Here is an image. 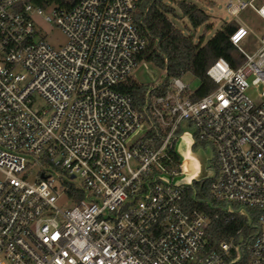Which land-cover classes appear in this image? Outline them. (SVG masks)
Instances as JSON below:
<instances>
[{
	"label": "built area",
	"instance_id": "1",
	"mask_svg": "<svg viewBox=\"0 0 264 264\" xmlns=\"http://www.w3.org/2000/svg\"><path fill=\"white\" fill-rule=\"evenodd\" d=\"M141 1L0 0V264H264V31L249 53L237 25L229 41L243 61L217 59L209 94L195 99L171 78L137 107L119 87L150 65ZM247 9L264 22V0L225 2L231 17ZM35 18L65 45L40 38ZM180 145L210 154L208 198L193 200L213 215L187 207L202 180L183 171ZM60 196L73 207L59 208ZM234 216L246 224L211 247L210 221Z\"/></svg>",
	"mask_w": 264,
	"mask_h": 264
},
{
	"label": "trees",
	"instance_id": "2",
	"mask_svg": "<svg viewBox=\"0 0 264 264\" xmlns=\"http://www.w3.org/2000/svg\"><path fill=\"white\" fill-rule=\"evenodd\" d=\"M81 0H33L34 5L40 8L56 7L70 10ZM176 8L185 17L191 27L196 30L204 25L206 32L208 16L195 4L187 0H177ZM169 17H176L175 10L167 6L163 0H143L139 3L134 15L135 24L145 39V49L141 58L151 65L166 72L165 79L154 92H161L171 78H181L185 74L196 77L200 86L195 91V99L201 98L215 89V84L206 75L208 68L219 58L224 59L232 68H237L243 61L242 56L232 46L229 36L237 27L234 23L224 24L210 39L203 43L200 37L198 43L193 42L192 36H185L170 21ZM120 90L128 95L135 106L141 107L144 95L149 87L136 83L132 78L127 79ZM159 142V140H156ZM209 180L195 182L193 188H188L185 202L190 210L198 209L215 214L208 206L196 203L193 200L208 198ZM73 189L70 187V192ZM77 200L81 195H76ZM220 214V213H219ZM247 222L243 216H234L225 223L220 219L210 221L206 236L211 247L216 248L220 242L229 240ZM243 255L238 264H245Z\"/></svg>",
	"mask_w": 264,
	"mask_h": 264
},
{
	"label": "rangeland",
	"instance_id": "3",
	"mask_svg": "<svg viewBox=\"0 0 264 264\" xmlns=\"http://www.w3.org/2000/svg\"><path fill=\"white\" fill-rule=\"evenodd\" d=\"M167 6H170L175 10L176 17H169L172 24L179 31L182 32L185 36H192L193 42L198 43L200 37H203V43L206 42L210 37H212L218 30L224 26V24L234 23L235 25L241 24L245 26L249 31L250 35L244 41L242 46L244 49L253 53L258 46V38L262 34L264 29L263 21L260 20L251 10L247 9L241 12L237 17H231L225 12V2L226 0H187L189 3H193L198 6L207 16L208 21L207 25H210V28L204 32V25L200 26L196 30H194L189 24L188 20L182 16L180 11L176 8L177 0H163ZM49 12H45L44 15H48ZM34 26L40 38L44 39L47 43L50 44L55 49H58L65 45L66 37L60 31L58 27L54 24H50L44 22L40 18L34 19ZM166 72L160 68L155 67L154 65H149L148 69H138L131 74V78L140 85H145L149 88L156 87L160 85L165 79ZM181 82L187 85L190 91L195 92L199 86V80L191 74H185L180 78ZM38 105L42 106V102H38ZM179 152L182 154V157L185 161L190 163V167L192 168V172L197 171L191 179L193 180H202L207 177L208 172L205 170L206 160L210 159L209 153H204L202 150H196L194 152H190L189 149L180 145ZM135 168V165L132 163L131 165ZM188 166V167H189ZM33 175L29 179L30 182L37 181L36 179V168H32ZM60 179L55 178V185L59 188L61 184ZM77 183L78 180L76 181ZM62 191V190H60ZM56 205L59 208L67 209L73 207V201L66 200L65 197H61L58 199Z\"/></svg>",
	"mask_w": 264,
	"mask_h": 264
},
{
	"label": "bare ground",
	"instance_id": "4",
	"mask_svg": "<svg viewBox=\"0 0 264 264\" xmlns=\"http://www.w3.org/2000/svg\"><path fill=\"white\" fill-rule=\"evenodd\" d=\"M188 164L190 165L189 162H188ZM181 165H182V169H183L184 172H191V171H193L192 168L189 165H187V162L185 161L184 158H181Z\"/></svg>",
	"mask_w": 264,
	"mask_h": 264
},
{
	"label": "crops",
	"instance_id": "5",
	"mask_svg": "<svg viewBox=\"0 0 264 264\" xmlns=\"http://www.w3.org/2000/svg\"><path fill=\"white\" fill-rule=\"evenodd\" d=\"M263 24H264V22H263ZM263 31H264V29H263ZM263 31H262V32H263Z\"/></svg>",
	"mask_w": 264,
	"mask_h": 264
},
{
	"label": "flooded vegetation",
	"instance_id": "6",
	"mask_svg": "<svg viewBox=\"0 0 264 264\" xmlns=\"http://www.w3.org/2000/svg\"><path fill=\"white\" fill-rule=\"evenodd\" d=\"M209 160H210V159H209ZM206 162H207V160H206ZM206 162H205V163H206Z\"/></svg>",
	"mask_w": 264,
	"mask_h": 264
}]
</instances>
